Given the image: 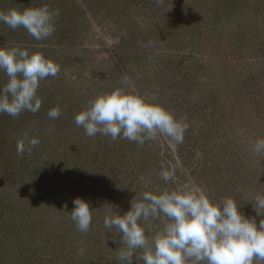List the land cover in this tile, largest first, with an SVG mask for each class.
<instances>
[{
  "label": "rangeland",
  "instance_id": "374dc122",
  "mask_svg": "<svg viewBox=\"0 0 264 264\" xmlns=\"http://www.w3.org/2000/svg\"><path fill=\"white\" fill-rule=\"evenodd\" d=\"M41 5L59 11L47 39L0 22V46L42 52L60 66L40 82L39 111L0 113V264H120L125 245L105 229V215L187 182L264 219L253 207L264 197V152L254 151L264 139V0H0V11ZM7 80L0 72V86ZM116 88L186 117L183 142L86 135L75 115ZM56 106L61 115L50 119ZM25 134L40 142L21 157ZM164 170L174 180L165 182ZM76 197L96 208L86 233L70 218ZM165 222H143L147 235ZM142 251L133 264H144Z\"/></svg>",
  "mask_w": 264,
  "mask_h": 264
},
{
  "label": "clouds",
  "instance_id": "9594fccd",
  "mask_svg": "<svg viewBox=\"0 0 264 264\" xmlns=\"http://www.w3.org/2000/svg\"><path fill=\"white\" fill-rule=\"evenodd\" d=\"M58 16L59 11L47 5L28 6L0 11V22L12 30L23 27L40 41L55 32ZM0 72L8 77L0 86V113L17 117L24 111H39L40 82L57 76L60 66L42 52L0 46ZM123 83L129 84L127 76ZM60 115L59 106L48 111L50 119ZM184 119H178L155 100L125 88L97 95L74 117L75 124L90 137L99 133L138 145L160 136L169 138L173 145L182 143L188 127ZM39 142L25 134L17 142V154L22 157ZM254 151L264 152V139L256 140ZM160 175L165 182L175 177L174 171L168 170ZM73 205L71 220L80 232H88L96 208L80 197L73 199ZM130 205L125 213L109 212L104 218L105 229L115 228L125 245L118 254L120 264H133L138 249L143 250L140 259L144 264H264V219L257 223L255 217L245 216L240 211L242 204L233 197L214 201L200 185L187 182L173 190L145 191ZM253 207L257 215L264 216L260 212L264 197L257 196ZM161 218H166L163 228L150 238L143 222ZM78 251L83 253V247Z\"/></svg>",
  "mask_w": 264,
  "mask_h": 264
}]
</instances>
